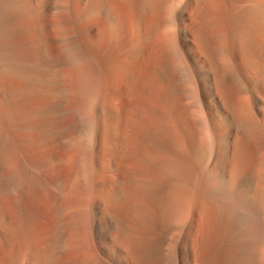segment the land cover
<instances>
[{"label": "bare ground", "instance_id": "obj_1", "mask_svg": "<svg viewBox=\"0 0 264 264\" xmlns=\"http://www.w3.org/2000/svg\"><path fill=\"white\" fill-rule=\"evenodd\" d=\"M11 240V264H264V0H0Z\"/></svg>", "mask_w": 264, "mask_h": 264}, {"label": "rangeland", "instance_id": "obj_2", "mask_svg": "<svg viewBox=\"0 0 264 264\" xmlns=\"http://www.w3.org/2000/svg\"><path fill=\"white\" fill-rule=\"evenodd\" d=\"M91 102L89 101V104H88V106H87V109L89 110V111H87V109H85V111H84V109H83V112H81L82 114H84L85 112L87 113V114H91L93 111V109H92V107H91ZM89 107V108H88ZM92 109V110H91ZM83 130V131H82ZM84 131H85V129L83 128V129H80V131H77L76 133H75V135L74 136H76L75 138H76V141H80L83 137H84ZM82 134H81V133ZM79 134H80V136H79ZM82 135H83V137H82ZM39 210V213L42 215V211H41V209H37V211ZM8 214H9V216H13V214H12V212L11 211H8ZM17 241L15 240H11V241H9V243H7V245L6 246H4L5 248H3V249H1L0 248V264H11V261H12V259H13V254H14V252H15V250H19V244L17 243ZM8 262V263H7ZM22 260H21V264H22Z\"/></svg>", "mask_w": 264, "mask_h": 264}]
</instances>
